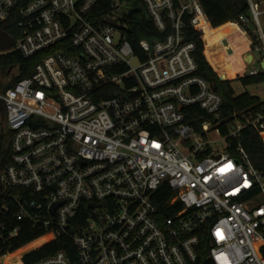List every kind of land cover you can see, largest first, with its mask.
<instances>
[{"label": "built area", "instance_id": "obj_1", "mask_svg": "<svg viewBox=\"0 0 264 264\" xmlns=\"http://www.w3.org/2000/svg\"><path fill=\"white\" fill-rule=\"evenodd\" d=\"M99 1L0 0L13 37L0 55L41 54L30 76L0 75L12 143L0 239L19 232L6 222L15 209L67 238L31 264H193L206 230L215 264H264V172L241 143L231 150L246 126L264 130V107L222 118L224 98L197 73L187 35L205 33L201 15L212 26L202 0H142L163 36L137 47L129 2L96 15ZM248 1L232 22L249 41L240 74L257 75L264 0ZM213 131L227 151L209 148Z\"/></svg>", "mask_w": 264, "mask_h": 264}, {"label": "trees", "instance_id": "obj_2", "mask_svg": "<svg viewBox=\"0 0 264 264\" xmlns=\"http://www.w3.org/2000/svg\"><path fill=\"white\" fill-rule=\"evenodd\" d=\"M134 4L143 2L142 0H127ZM112 0H100L94 7L93 13L101 15L112 8ZM144 4V3H143ZM204 11L213 27L209 24L204 15L199 16L196 20L200 28L206 27L204 35L207 46L212 47L213 42L222 43L225 46H232L235 53L239 56V50L246 48L249 41L246 35H239V39L232 42L228 39L227 32L234 27L236 32H240V27L230 22L237 20L241 14L249 13L248 0H202ZM130 31L129 39L135 47L142 39L153 41L163 36V33L157 28L153 18L149 15L147 8L136 7L130 11ZM229 22V23H228ZM203 25V26H202ZM0 27L10 32V26L0 21ZM203 33L191 27L187 28L188 38L196 43L194 56L198 64L197 73L214 83L217 90L224 98L222 107V118H231L237 114L247 111H256L264 107V100L249 91L240 94L236 93L233 86V79H221L213 70L209 61L204 54V42L201 37ZM243 47V48H242ZM240 57V56H239ZM41 54L32 57H24L20 53L10 52L0 55V75L4 76L9 69L18 67L17 79L30 76L38 62ZM220 73V71L218 70ZM223 78H228L222 73ZM236 79H240L244 85L260 83L264 81V70L257 75L248 73L239 74ZM224 133L228 131L225 123L221 125ZM234 152L238 143H241L248 151L253 163L264 172V130L256 125H248L242 129L238 139L231 138ZM12 156L11 133L7 128V115L3 103L0 102V173L3 168L10 162ZM5 187L0 182V206L2 204V192ZM9 212L10 220H6L10 226L19 225L20 230L17 234L0 239V264H31L32 262L49 255L62 248L65 237H54L46 234L42 229L33 226L25 219L18 220L14 212ZM2 220V219H1ZM210 252V235L209 231L201 235L199 246V257L193 264H215L209 257Z\"/></svg>", "mask_w": 264, "mask_h": 264}, {"label": "rangeland", "instance_id": "obj_3", "mask_svg": "<svg viewBox=\"0 0 264 264\" xmlns=\"http://www.w3.org/2000/svg\"><path fill=\"white\" fill-rule=\"evenodd\" d=\"M136 7H143L145 8V5L143 2H140L139 4H134L132 2H129V4L126 5V10H132ZM262 8H264V4L262 5ZM262 22L264 24V12L261 16ZM231 22V21H230ZM229 23V22H228ZM203 26V25H202ZM205 33L203 34V42H204V54L209 61L210 65L212 66L213 70L220 76V73H222L224 76L228 78H221V79H233V86L236 90L237 94H240L244 91H249L252 94L260 96L264 100V81L260 83L250 84V85H244L240 79H236V76L242 73L244 67H243V60L242 55L239 54V56L235 53L234 48L232 46H225L218 44V42L214 41L212 47L207 46V41L205 40L204 35L206 34L207 30L206 27L203 26ZM213 28V27H212ZM216 28V27H215ZM228 39L230 41H234L237 38L239 39V33L236 32L235 28L232 27L227 32ZM217 43V44H216ZM222 47V50L220 48ZM243 48V47H242ZM247 48H243L240 50H244V53H246ZM230 54V56L227 58V53ZM232 54V55H231ZM256 56L259 57L258 53H256ZM248 62H251V57L247 56L245 57ZM253 66L259 67V64L255 63ZM253 66L247 65V68H251ZM220 71V73L218 72ZM16 73V69L13 71ZM219 136L216 132H212L210 138L212 141L208 144L209 148L214 151H227V148H225V142L224 141H218L215 142L214 139H217Z\"/></svg>", "mask_w": 264, "mask_h": 264}, {"label": "water", "instance_id": "obj_4", "mask_svg": "<svg viewBox=\"0 0 264 264\" xmlns=\"http://www.w3.org/2000/svg\"><path fill=\"white\" fill-rule=\"evenodd\" d=\"M108 21L116 26L121 27L117 21L108 19ZM13 44V37L4 29L0 27V48L1 49H8L12 46ZM252 55H249L251 57ZM262 65L264 66V60L262 62Z\"/></svg>", "mask_w": 264, "mask_h": 264}, {"label": "bare ground", "instance_id": "obj_5", "mask_svg": "<svg viewBox=\"0 0 264 264\" xmlns=\"http://www.w3.org/2000/svg\"><path fill=\"white\" fill-rule=\"evenodd\" d=\"M199 25V24H198ZM199 26H201V25H199Z\"/></svg>", "mask_w": 264, "mask_h": 264}, {"label": "crops", "instance_id": "obj_6", "mask_svg": "<svg viewBox=\"0 0 264 264\" xmlns=\"http://www.w3.org/2000/svg\"><path fill=\"white\" fill-rule=\"evenodd\" d=\"M232 22V21H231ZM214 28V27H213Z\"/></svg>", "mask_w": 264, "mask_h": 264}]
</instances>
